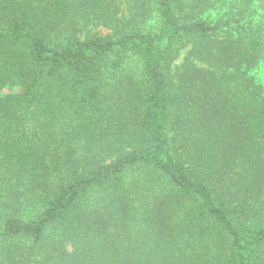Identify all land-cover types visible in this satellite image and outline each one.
I'll return each mask as SVG.
<instances>
[{
	"label": "trees",
	"instance_id": "1",
	"mask_svg": "<svg viewBox=\"0 0 264 264\" xmlns=\"http://www.w3.org/2000/svg\"><path fill=\"white\" fill-rule=\"evenodd\" d=\"M263 62L264 0H0V264H264Z\"/></svg>",
	"mask_w": 264,
	"mask_h": 264
},
{
	"label": "rangeland",
	"instance_id": "2",
	"mask_svg": "<svg viewBox=\"0 0 264 264\" xmlns=\"http://www.w3.org/2000/svg\"><path fill=\"white\" fill-rule=\"evenodd\" d=\"M235 1L237 2V0H228V2H235ZM122 8H123L124 12L127 11L126 5H123ZM215 13L217 14V12H215ZM126 14L123 13L122 18H126L127 17ZM112 32H113L112 29H108V28H105L102 26H93L84 32V34L82 35V38H84L88 35H103V36H105V35L112 34ZM188 51H189V49L182 52V54H181V56L177 62V65H180L183 62L184 57L186 56ZM256 75H257L258 81L264 86V62L261 63L260 67L256 71ZM20 92H21L20 87H14V88H10V89L7 88L4 90V92L0 96H5L8 94H17Z\"/></svg>",
	"mask_w": 264,
	"mask_h": 264
}]
</instances>
